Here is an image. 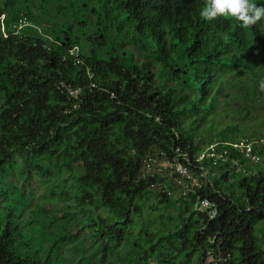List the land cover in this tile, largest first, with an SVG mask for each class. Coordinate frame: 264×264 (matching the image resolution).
<instances>
[{
  "label": "trees",
  "instance_id": "obj_1",
  "mask_svg": "<svg viewBox=\"0 0 264 264\" xmlns=\"http://www.w3.org/2000/svg\"><path fill=\"white\" fill-rule=\"evenodd\" d=\"M206 3L0 0V264H51L62 245L83 250L89 264H212L215 233L218 264H264L262 165L243 171L195 162L214 144L240 157L231 144L247 136L264 157V20H205L199 12ZM20 16L31 26L5 35L1 26L8 30ZM74 47L79 64L69 56ZM133 49L145 58L138 61ZM61 83L81 88L78 109ZM176 147L201 175L199 195L217 203L216 218L196 210L195 193L146 189L144 159ZM36 176L50 183L35 207L52 205L53 197L63 208L47 210L51 219L42 222L45 263L32 249L28 189ZM11 194L23 209L10 204ZM150 197L174 207L173 229L144 226Z\"/></svg>",
  "mask_w": 264,
  "mask_h": 264
},
{
  "label": "built area",
  "instance_id": "obj_2",
  "mask_svg": "<svg viewBox=\"0 0 264 264\" xmlns=\"http://www.w3.org/2000/svg\"><path fill=\"white\" fill-rule=\"evenodd\" d=\"M31 26L27 18L20 16L11 26L6 30L4 25L1 30L6 34H17L24 27ZM79 50L74 47L69 56L75 64L81 63L79 58ZM69 97L74 101L72 110L79 107V99L82 93L81 88L73 87L69 84L61 83ZM69 113V112H66ZM220 144L208 146L203 152L195 157V162H201L204 159L210 161L213 165L220 163H230L238 169L245 171L246 169H254L258 165H262L264 169V157L260 156L253 149V142L248 138L240 140L231 147L240 157H232L226 151H218ZM192 160L179 147L174 149V152L168 156L165 152L160 153L159 156H147L143 161L142 178L146 184L148 191H153L155 194H164L167 197H186L191 193L197 194L195 208L197 211L204 214L208 219L212 220L218 215V205L215 201L207 197H201L199 192L203 188L201 175H196L190 170ZM218 233H215L210 240V247L207 250L208 263L218 264L215 259L217 253L215 243Z\"/></svg>",
  "mask_w": 264,
  "mask_h": 264
},
{
  "label": "rangeland",
  "instance_id": "obj_3",
  "mask_svg": "<svg viewBox=\"0 0 264 264\" xmlns=\"http://www.w3.org/2000/svg\"><path fill=\"white\" fill-rule=\"evenodd\" d=\"M133 53L135 55V58L140 61L143 60L145 57H143L141 54V52H139V50L137 49H133ZM154 98V97H153ZM227 122H231V120L229 119H224L223 123L226 124ZM247 130V129H246ZM246 138H249L248 136ZM210 170L206 169L205 170V174H210ZM216 172L214 171L212 173V175H215ZM68 174L63 172L60 178V182H62L63 179L67 178ZM13 182H16L17 179L12 177L10 178ZM48 183H50L49 180H45L42 181L41 178H39L38 176L35 177L34 182L32 184V186L30 187L29 192H30V197L33 200V203L31 205V209H33L32 214H29V217L32 218L33 220V228H32V233H36L34 236H32L33 242H32V249H36L39 251L38 256L41 259L42 263L47 262V258L45 256V247L47 242L44 241V239L42 238V222H48V220L51 219V212H46L47 210L51 211V209H54V211L58 212V213H62L63 212V208H56V205H54L53 202L54 199L53 197H49V203H51L50 201L52 200V205L51 204H43L41 206L38 207V205L35 207V204L40 202L41 200L45 201L44 197L43 199H41V197L44 194V188L46 185H48ZM67 185H70V182L67 183ZM27 190V191H28ZM10 198H12V202H10V204H12L13 206H16V209H23V205L20 199L16 198V195L11 194ZM47 201V199H46ZM67 201V200H65ZM155 206V208H153ZM25 210L27 208H24ZM24 210V216L26 214H28V211ZM97 213H102V214H106L104 212L103 209H98L95 210ZM164 217L163 223H160V216ZM177 212L174 209V207L172 206H166L164 207L163 205H158L154 202L153 198L150 197L149 199L146 200L144 207H143V212L141 215V219L144 222V226L147 227L148 229H151L152 231H156L159 230L161 232H167L170 229H173L177 224H178V220L176 218ZM35 216H37V219L35 218ZM81 214L79 215L78 219H81ZM21 217L23 219L27 218V217H23V214L21 215ZM49 217V218H48ZM162 217V218H163ZM48 218V219H47ZM47 219V220H46ZM59 225L58 226H64L65 222H62V220L60 219L59 221ZM29 228V227H28ZM76 228V226H72L70 232H73V230ZM27 230V228H25V231ZM47 230V229H44ZM31 234V233H30ZM47 234V233H46ZM32 235V234H31ZM49 235V239L51 240L53 238L52 234H48ZM31 238L27 237V241H30ZM83 250H77L75 248H73L72 246H61L57 249V251L55 249L52 250V254H51V258H50V262L51 264H89V258L86 257L84 258V253L81 252ZM87 256V253H86ZM101 256V255H100ZM99 256V257H100ZM99 257L97 256L95 259H98L97 261H99ZM80 260V261H79ZM96 263V261H95ZM101 264V263H98Z\"/></svg>",
  "mask_w": 264,
  "mask_h": 264
},
{
  "label": "clouds",
  "instance_id": "obj_4",
  "mask_svg": "<svg viewBox=\"0 0 264 264\" xmlns=\"http://www.w3.org/2000/svg\"><path fill=\"white\" fill-rule=\"evenodd\" d=\"M199 15L209 21L231 16L248 26L264 20V5H256L251 0H207ZM261 88H264V83H261Z\"/></svg>",
  "mask_w": 264,
  "mask_h": 264
}]
</instances>
